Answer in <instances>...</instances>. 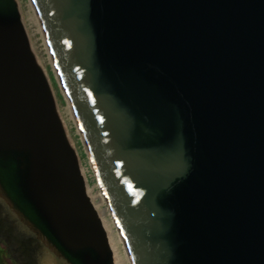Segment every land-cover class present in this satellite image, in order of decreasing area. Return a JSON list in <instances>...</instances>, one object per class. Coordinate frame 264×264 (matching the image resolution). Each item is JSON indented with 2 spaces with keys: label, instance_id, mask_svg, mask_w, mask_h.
I'll use <instances>...</instances> for the list:
<instances>
[{
  "label": "water",
  "instance_id": "water-1",
  "mask_svg": "<svg viewBox=\"0 0 264 264\" xmlns=\"http://www.w3.org/2000/svg\"><path fill=\"white\" fill-rule=\"evenodd\" d=\"M132 264H264V0H31ZM19 0H0V247L122 264ZM90 194V195H89Z\"/></svg>",
  "mask_w": 264,
  "mask_h": 264
},
{
  "label": "rangeland",
  "instance_id": "rangeland-1",
  "mask_svg": "<svg viewBox=\"0 0 264 264\" xmlns=\"http://www.w3.org/2000/svg\"><path fill=\"white\" fill-rule=\"evenodd\" d=\"M27 3H28L27 0H19L22 16L24 18V22H25L26 28L28 30V33L30 35L32 45L35 49V52H36L37 56L39 57V59L41 60V63L43 64L44 68L46 69V71L49 75L55 96L57 98L59 110H60V112L64 118L65 113H66L65 108L67 106V103L64 100V97H63L62 91L60 89L59 83H58V81L54 75V71L50 65V62L48 61V59H49L48 55L45 53L46 51H45V48L43 46L44 44H43L42 36H41V34L34 32V30H35L34 25L27 21V19H28L27 13L29 12V8H28ZM65 121H66V119H65ZM65 123L68 127L70 137L73 140L75 147L79 153V156L82 160L83 170H84V173H85V175L89 181L88 184L90 185V190H91V193L93 195L92 200L93 201L95 200L96 203L95 202L94 203H95L98 210H100V211L102 210L101 211L102 213L104 211L103 215H105V213L109 214L107 211V208H106L107 204H105L103 202L104 198L102 196V193L100 192L99 187L97 186V182L95 180V176L93 174V171L89 166V160H88V158L84 152V148L82 146L80 137L77 134V132H76V130H75V128L71 122H65ZM100 195H101V197H100ZM102 213H101V215H102ZM0 264H13L9 261V257L7 256V254L5 253V251L1 247H0Z\"/></svg>",
  "mask_w": 264,
  "mask_h": 264
},
{
  "label": "bare ground",
  "instance_id": "bare-ground-1",
  "mask_svg": "<svg viewBox=\"0 0 264 264\" xmlns=\"http://www.w3.org/2000/svg\"><path fill=\"white\" fill-rule=\"evenodd\" d=\"M27 1H28L27 5H28V8H29V12L27 13V14H28V19H27V21H28L29 23H31V24L34 25V27H35L34 32L39 33V34H41V36H42V40H43V44H44L43 46H44L45 51H46L45 53L48 55V58H49L48 61L50 62V65H51V67H52V69H53V71H54V75H55V77H56V79H57V81H58V83H59V86H60V89H61V91H62V94H63L64 100H65L66 103H67V106H66V108H65V112H66V113H65V117H64V118L66 119V121H65L64 118H63V120H64L65 122H71V123L73 124V126H74V128H75L77 134L79 135L80 140H81V143H82V146H83V148H84V152H85V154H86V156H87V158H88V160H89V166H90V168H91L92 171H93V174H94V176H95V180H96V182H97V186L99 187L100 192L102 193V196H103V198H104V199H103V202H104L105 204H107V201H106V199H105V197H104V194H103V192H102V190H101V187H100V185H99V182H98V179H97V176H96V173H95V170H94L93 164H92V162H91V159H90V157H89L88 151H87V149H86V147H85V143H84V141H83L82 135H81L80 130H79V128H78V125H77L76 119H75L74 114H73V112H72V109H71V107H70V105H69V103H68V99H67V96H66V94H65V91H64V89H63V86L61 85V82L59 81V78H58V75H57V72H56V68H55V65H54L53 59H52V57H51V54H50V52H49V50H48L47 43H46L45 37H44V35H43L42 28H41V25H40V23H39V20H38L37 14H36V12H35V9H34V7H33V4H32V2H31V0H27ZM27 5H26V6H27ZM46 57H47V56H46ZM61 115H62V114H61ZM62 117H63V116H62ZM83 173H84V170H83ZM84 176H85L86 180L88 181V179H87L85 173H84ZM88 183H89V181H88ZM88 188H89V191H90L91 197L93 198V195H92V193H91L90 185H89V184H88ZM100 197H101V195H100ZM94 202H95V200L93 201V203H94ZM95 203H96V202H95ZM95 203H94V205H95ZM95 208H96V210H97V212H98V214H99L101 220L103 221V223H104V225H105L107 231L109 232V234H110V236H111V239H112V241H113V244H114V246H115V249H116L117 255H118V257H119L121 263H122V264H132V263H131V260H130V258H129V256H128V252H127V249H126L125 243H124L123 238H122V236H121V233H120V231H119V229H118V227H117V225H116V223H115V220H114V218H113V216H112V214H111V211H110V209H109L108 204H107V207H106V208H107V211H108L109 214H106V213H105V215H103V214H104V211H103V213H102V212H101L102 210H101V211L98 210L97 207H96V205H95ZM101 213H102V215H101Z\"/></svg>",
  "mask_w": 264,
  "mask_h": 264
}]
</instances>
